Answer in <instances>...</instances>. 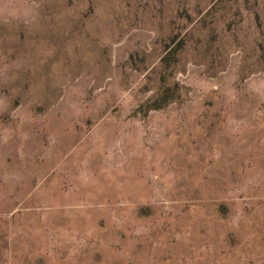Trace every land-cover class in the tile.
<instances>
[{
    "label": "rangeland",
    "instance_id": "obj_1",
    "mask_svg": "<svg viewBox=\"0 0 264 264\" xmlns=\"http://www.w3.org/2000/svg\"><path fill=\"white\" fill-rule=\"evenodd\" d=\"M0 264H264V0H0Z\"/></svg>",
    "mask_w": 264,
    "mask_h": 264
}]
</instances>
